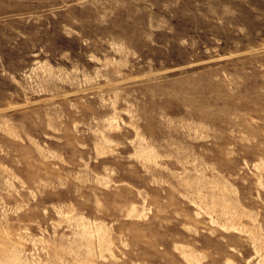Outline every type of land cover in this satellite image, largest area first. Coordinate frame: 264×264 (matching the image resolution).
Wrapping results in <instances>:
<instances>
[{
	"label": "rangeland",
	"instance_id": "1",
	"mask_svg": "<svg viewBox=\"0 0 264 264\" xmlns=\"http://www.w3.org/2000/svg\"><path fill=\"white\" fill-rule=\"evenodd\" d=\"M262 239L264 0H0V264H261Z\"/></svg>",
	"mask_w": 264,
	"mask_h": 264
},
{
	"label": "bare ground",
	"instance_id": "2",
	"mask_svg": "<svg viewBox=\"0 0 264 264\" xmlns=\"http://www.w3.org/2000/svg\"><path fill=\"white\" fill-rule=\"evenodd\" d=\"M141 153H142V152H141ZM213 203H214V202H212L211 204H213ZM211 206H212V205H211ZM215 206H216V205H215ZM215 206H212V207H215ZM223 206H224V205H223ZM212 207H211V209H213ZM223 208H224V207H223ZM211 209H210V210H211ZM221 209H222V208H221ZM208 210H209V208H208ZM208 210H207V211H208ZM222 210H223V211L227 210V212H230V211H228L227 208H225V210H224V209H222ZM221 213H222V212H221ZM223 213H225V212H223ZM231 213H232V212H231ZM231 213H229V214H231ZM229 214H226V215L229 216ZM232 214H233V213H232ZM236 215H237V214H236ZM236 215H235V216H236ZM210 216H211V215H210ZM228 216H227V217H228ZM235 216H234V217H235ZM229 217L231 218V215H230ZM231 219L233 220V218H231ZM234 221H235V219H234L232 222H234ZM230 222H231V221H230ZM229 225H231V224H229ZM232 225H234V224H232ZM234 226H235V225H234ZM234 226H233V227L231 226V227L234 228ZM100 227H101V226H100ZM235 227H236V226H235ZM241 228H242V227H241ZM253 233H254V232H253ZM253 235H254V234H253ZM253 235H252V237H253ZM259 236H260V235H259ZM259 236H257V237H259ZM259 238H261V237H259ZM255 239H256V236H255ZM255 239H254V240H255ZM257 240H259V239L257 238L256 241H257ZM261 241L263 242V239H262ZM262 242H260V243L262 244ZM258 243H259V242H258ZM258 243H257V244H258ZM263 243H264V242H263ZM260 246H261V245H260ZM262 246H263V245H262ZM260 248H261V247H260ZM260 248H259V249H260ZM263 248H264V246L262 247V249H263ZM255 250H256V248H255ZM186 251H187V250H186ZM189 251H190V250H189ZM189 251H188V252H189ZM258 252H259V250H258ZM258 252H256V253H258ZM187 254H188V253H187ZM262 254H264V253H262ZM74 255H75V254H74ZM192 255H193V254H192ZM192 255H191V256H192ZM188 257H189V256H188ZM194 257H195V256H194ZM260 257H261V255H260ZM258 259H259V258H258ZM261 260L264 262V256L260 258V261H261ZM194 261H195V260H194ZM226 261H227V260H226ZM260 261H259V262H260ZM64 262H65V261H64ZM257 262H258V260H257ZM257 262H256V263H257ZM263 262H261V264H262ZM19 263H20V258H17V261H16L15 264H19ZM256 263H255V264H256ZM257 264H258V263H257ZM259 264H260V263H259ZM263 264H264V263H263Z\"/></svg>",
	"mask_w": 264,
	"mask_h": 264
}]
</instances>
